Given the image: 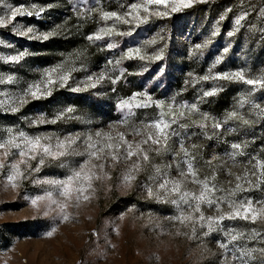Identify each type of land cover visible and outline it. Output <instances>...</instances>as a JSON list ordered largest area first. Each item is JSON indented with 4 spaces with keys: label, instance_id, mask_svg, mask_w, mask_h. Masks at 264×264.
Wrapping results in <instances>:
<instances>
[{
    "label": "rangeland",
    "instance_id": "obj_1",
    "mask_svg": "<svg viewBox=\"0 0 264 264\" xmlns=\"http://www.w3.org/2000/svg\"><path fill=\"white\" fill-rule=\"evenodd\" d=\"M7 2L30 9L32 5L37 9L44 7L45 12L41 15L17 17V22L33 26L41 32L55 29L57 34L41 41L13 34L11 26L0 27V57L21 50L29 53L19 63L0 59V74L14 75L19 86L24 87L26 82L40 79L41 70L45 67L61 62L69 53L83 51V63L88 74H98L103 70L109 76L120 77L115 84L105 79L96 89L87 91L74 92L69 87L54 88L51 96L30 100L16 114L0 111V125L15 124L29 134L52 133L63 136L106 128L109 121H115L120 116L115 108L116 101L134 92H146L154 100L175 97L177 103L190 105L195 102L200 112L223 121L228 111L237 110V101L252 86L238 80H202L201 77H214L217 72L236 70H243L248 78L264 76V15L261 14L264 0H193L188 8L171 13L168 17L151 16L148 22L136 27L130 37L114 35L99 41L86 39L105 23H112L100 20L99 10L123 13L128 10V4L142 3V0ZM49 4L52 7H47ZM149 7L163 10V6ZM90 9L96 11L90 12ZM244 13L247 15L240 25H236V17ZM221 16L224 19H220ZM117 27L127 30L129 26L118 24ZM214 31L215 36L212 35ZM229 31L233 32L232 36L227 35ZM149 40H154V43L145 44ZM109 42L115 43L116 47L108 49L106 44ZM197 44L202 47L197 49ZM130 46H143L144 54L162 49L163 57L155 61L122 58ZM225 47L228 48L227 53L223 52ZM217 56L222 59L215 64ZM117 59H120L119 64L115 63ZM110 60L113 63L109 64ZM161 68L164 71L157 75ZM121 69L124 71L121 72ZM85 75V70L72 72L69 85L76 87ZM213 87L217 92L204 97L203 92ZM16 88L17 84L0 85V91L14 92ZM253 97L264 105V90H257ZM69 106L74 109L70 115L75 118L63 119L56 124L30 126V121L38 114L44 113L50 119L57 111ZM135 111L138 122L143 118H152L158 110L148 107ZM239 111L254 123L241 126L239 121L230 120L228 127L234 130L229 132L223 125L222 129L214 130L213 121L209 120L206 122V131L213 135V139H206L199 128H191L183 137L185 147L196 154L200 178L210 176L212 168H215V183L225 193L235 187L236 176H243L247 172L249 179H255L252 173L257 169L253 157L264 161V118L254 116L247 104ZM199 118L193 114L185 122L190 123ZM216 134L221 138L216 139ZM127 138L139 139L131 135ZM232 142L246 145L242 149L244 155L236 156L234 161L225 155L233 151L230 148ZM192 145L196 147L192 148ZM149 155L151 163L130 189H124L119 184L124 164L106 168L110 178L94 180L93 194L87 200L81 199L78 204L68 207L69 218L66 220L55 212L43 215V205L40 208L31 205L30 197L43 194L46 185L32 183L30 178L13 188L6 180V171L0 173V264H223L225 260L233 264V245L264 248V220L253 222L226 218L221 221L220 227L225 232L233 229V234H244V238L229 243L226 252L217 244V241L225 242V232L217 230L205 236L202 231L206 229L197 226L193 232L191 227L166 219L176 214L174 207L148 198L143 183L152 171V163L163 167L173 161V155ZM213 156L217 159H213L211 165L205 163ZM175 158L180 159L179 156ZM66 171L51 165L33 175L37 179L63 177ZM172 175H176L175 167ZM188 187L191 189L195 186L189 182ZM242 187L248 188V184L242 182ZM247 197H251L254 204L264 201V186L238 192L235 198L239 200ZM222 207L228 210L226 204ZM203 211L205 215L213 214V209L208 206H203ZM253 229L260 236L248 240L247 236ZM48 232L52 234L47 235ZM235 255L239 256L240 253L235 252ZM254 255L256 260L251 264H257L260 259L258 253Z\"/></svg>",
    "mask_w": 264,
    "mask_h": 264
},
{
    "label": "snow or ice",
    "instance_id": "obj_2",
    "mask_svg": "<svg viewBox=\"0 0 264 264\" xmlns=\"http://www.w3.org/2000/svg\"><path fill=\"white\" fill-rule=\"evenodd\" d=\"M193 0H142V3H130L127 11L119 13L117 11L99 10L100 20L105 22L103 27H99L94 33L89 34L86 39L89 41H99L104 37L112 38L114 35L130 37L133 32L141 24L149 21L151 16L168 17L171 13H176L183 8H188ZM163 6V10L150 9L149 6ZM47 7H52L49 4ZM96 11V9H90ZM227 11V9H226ZM0 27L11 26V31L20 37L28 39H36L46 41L57 34L55 29L48 31H37L33 26H24L17 22V17L33 15L39 16L45 12L44 7L36 8L35 5L31 9L23 5L13 6L7 0H0ZM143 13V14H142ZM264 15V9H261ZM247 13L239 15L235 19V24L240 25L241 20ZM220 19H224L223 16ZM118 24L128 25L127 30H121ZM135 27H132V26ZM59 26H57L58 28ZM213 36L216 35L214 31ZM228 36H232L233 32L229 31ZM154 40L146 41L145 44H152ZM208 42L206 41L205 44ZM108 49L116 47L115 43L106 44ZM143 46H130L122 54V58L144 60H161L163 50H158L152 54L142 53ZM197 49L202 45H195ZM224 53L228 52V48L223 49ZM29 53L27 50H21L13 55L0 57L5 62L19 63ZM83 51H76L65 56L64 60L45 67L41 70L40 79L26 82V86L20 87L17 77L12 74L5 76L0 74V85L17 84L14 92L7 90L0 91V111L5 113L16 114L28 104L30 100L47 98L52 95L54 88L69 87L71 91L81 92L88 89H96L97 85L108 79L115 84L119 76H109L105 71L101 70L98 74H88L83 63ZM222 57L217 56L215 64L220 63ZM79 62V67H77ZM109 64L113 61H108ZM120 63V59L115 61ZM77 70H85L84 80L76 87L69 85L72 78L71 73ZM145 71L147 69H144ZM121 72L124 70L121 69ZM164 71L163 68L157 75ZM227 79L238 80L252 86L251 89L241 95L237 101V110L228 111L223 121L215 120L208 113H202L198 109L197 103L190 105L177 103L175 97L168 100L153 99L146 92H134L128 97L120 98L116 101L115 108L120 116L115 121H109L106 128H97L95 131L86 130L84 132L67 133L63 136L52 133L29 134L18 125H0V173L6 171V180L13 188L17 187L23 180L31 178L32 183L46 185L43 194L30 197L33 207L40 208L43 205V215L47 216L50 212H55L62 219H68L69 214L67 208L74 203L78 204L81 199L87 200L93 194V181L105 180L110 178V174L105 170L109 167H115L124 164V170L120 175L119 184L124 189H130L137 181L140 173L146 171V166L151 163L150 153L157 155L171 153L173 161L161 167L152 163V171L148 174L146 181L143 183L145 194L148 198L154 199L159 203L170 204L174 207V215L166 217L170 221H178L182 226L191 227L195 232L197 226L201 229L202 235L207 236L213 231L225 232L220 227V222L227 219L251 220L253 222L264 220V201H256L253 203L251 197L245 199H236V194L242 191H248L250 188H261L264 186V161L255 159L256 172L252 173L254 180L249 179L247 172L243 176H236L237 181L234 188L225 193L223 188L217 187L216 169L212 168L210 176L200 178L197 168L196 154L192 153L189 148L185 147V137L191 128H199L206 139H213L207 131L206 122L212 120L214 130H220L223 127L226 131L234 129L228 127V121H239L241 126H250L253 120L246 118L239 109H243L247 104L250 106V112L254 116L264 118V105L256 102L253 93L257 90H264V76L258 78H248L243 70L232 72H217L214 77L205 75L202 80ZM82 85V86H81ZM114 91V89H113ZM217 89L213 87L203 92L204 97L214 95ZM200 97H197V101ZM154 107L156 114L150 118H143L136 122V109ZM74 109L69 106L63 110L57 111L52 118L46 117L44 113L38 114L35 119L30 121V126H39L44 124H56L57 121L63 119H73L71 113ZM196 114L200 118L191 120L186 123L191 115ZM131 135L139 137V139H128ZM175 138V139H173ZM216 139L221 137L216 134ZM227 142V141H225ZM196 145H192L195 148ZM245 144L232 142L230 148L232 152L225 155L235 160L236 156L244 155L243 148ZM179 156L180 159L175 157ZM79 157V159H76ZM211 159L205 163L211 165ZM35 161L33 165L32 162ZM57 165L61 169H66L63 177H44L37 179L35 175L40 173L41 169L46 166ZM175 167L176 175H172V169ZM195 187L189 188L188 183ZM242 182L248 184V188L242 187ZM217 193H220L218 195ZM246 200V202H245ZM227 205L228 210L225 211L222 205ZM256 205H259L257 207ZM203 206L213 209V214L205 215ZM233 229L225 232L227 239L221 243L217 241L221 249L228 251V245L244 238V234L236 232ZM48 232L47 235H51ZM260 234L253 229L247 236L248 240L256 239ZM264 239V238H262ZM239 252L240 255H235ZM254 253L260 256L257 264H264V248L237 247L233 245V255L231 260L233 264H251L256 260ZM223 264H228L227 260Z\"/></svg>",
    "mask_w": 264,
    "mask_h": 264
}]
</instances>
